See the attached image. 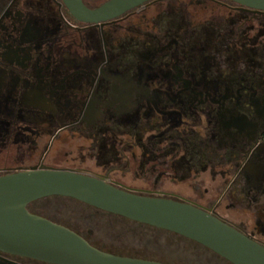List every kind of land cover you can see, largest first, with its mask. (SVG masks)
Masks as SVG:
<instances>
[{"label":"flooded vegetation","instance_id":"obj_1","mask_svg":"<svg viewBox=\"0 0 264 264\" xmlns=\"http://www.w3.org/2000/svg\"><path fill=\"white\" fill-rule=\"evenodd\" d=\"M172 1L152 0L95 25L78 20L64 0H0V176L32 167L73 170L192 203L264 245V42L250 36L251 43H238L240 36L228 45L222 32L187 25L184 10L162 11L148 26L130 23ZM206 1L247 21L264 19V11L231 0ZM217 53L224 59L215 60ZM128 175L143 184H127ZM163 179L189 183L193 193L165 188ZM40 200L29 204L31 212L101 250L196 264L112 250L32 209ZM0 264L56 263L0 250Z\"/></svg>","mask_w":264,"mask_h":264},{"label":"water","instance_id":"obj_2","mask_svg":"<svg viewBox=\"0 0 264 264\" xmlns=\"http://www.w3.org/2000/svg\"><path fill=\"white\" fill-rule=\"evenodd\" d=\"M152 0H107L91 8L64 0L83 22L103 25ZM264 11V0H231ZM51 196L74 198L100 210L167 230L209 248L232 264H264V245L189 202L141 195L73 170L32 167L0 176V250L56 264H169L118 255L92 245L71 228L29 210Z\"/></svg>","mask_w":264,"mask_h":264},{"label":"rangeland","instance_id":"obj_3","mask_svg":"<svg viewBox=\"0 0 264 264\" xmlns=\"http://www.w3.org/2000/svg\"><path fill=\"white\" fill-rule=\"evenodd\" d=\"M86 1L95 6L105 0ZM221 1L226 2V0ZM167 9L186 11V23L192 28H205L213 34L222 32L221 34L226 36L228 45L233 43L234 38L238 39L240 36L242 39L239 38L238 43H240V40L241 42L251 43V38H254L258 43L264 42V36H260V32L264 31V19L247 21L244 15L241 19L242 16L240 13L233 11V9H230L228 6L207 2L206 0H175L169 3L160 2L149 8L150 13L145 18H135L131 20L130 23L134 28L148 26L146 24L147 21ZM214 57L218 62L224 59V57L218 53L215 54ZM79 142L78 140H74L70 145H72L74 149ZM59 146H61V142H56V147ZM52 154H54V152H52ZM70 158L73 157L70 156ZM84 164L91 165L92 162ZM122 180L130 185L143 184L142 180L135 179L130 175ZM204 182L208 183L209 179L205 178ZM219 182L220 181H218L215 186H217ZM161 183L165 188L181 191L186 195L193 193V189L189 183H179L175 185L173 179H163ZM203 190L202 187V191ZM31 208L39 210L41 213L53 219L61 220L72 225L78 230L86 233L93 240L109 246L112 250L117 252H127L131 255L147 254L163 258H171L172 256L181 257L186 261L190 259L196 264L203 261L207 264H229L195 242L162 229L136 223L95 208L93 209L71 198L49 197L38 201L37 204L31 206ZM221 211L226 212L223 211V209ZM240 215L244 216V214L241 213Z\"/></svg>","mask_w":264,"mask_h":264},{"label":"trees","instance_id":"obj_4","mask_svg":"<svg viewBox=\"0 0 264 264\" xmlns=\"http://www.w3.org/2000/svg\"><path fill=\"white\" fill-rule=\"evenodd\" d=\"M210 2V1H209ZM264 35V31L260 33V36ZM259 58H264V54L259 55Z\"/></svg>","mask_w":264,"mask_h":264}]
</instances>
